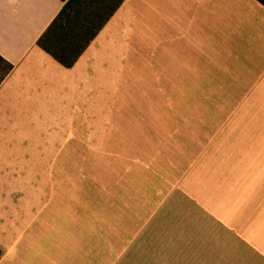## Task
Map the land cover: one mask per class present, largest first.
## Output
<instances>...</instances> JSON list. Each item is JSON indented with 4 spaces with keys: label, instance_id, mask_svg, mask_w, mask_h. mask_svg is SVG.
Instances as JSON below:
<instances>
[{
    "label": "crops",
    "instance_id": "0c3cea01",
    "mask_svg": "<svg viewBox=\"0 0 264 264\" xmlns=\"http://www.w3.org/2000/svg\"><path fill=\"white\" fill-rule=\"evenodd\" d=\"M62 7L60 0H0V55L13 65L0 85V155L67 128V116L86 104L77 105L78 94L91 100L93 71L116 72L131 53L155 80L178 82L181 99L198 107L203 99L197 112L225 115L207 143L195 141L172 189L264 264V6L125 0L70 69L36 44ZM18 206L0 209V264H96L86 219L72 229L44 208Z\"/></svg>",
    "mask_w": 264,
    "mask_h": 264
},
{
    "label": "rangeland",
    "instance_id": "374dc122",
    "mask_svg": "<svg viewBox=\"0 0 264 264\" xmlns=\"http://www.w3.org/2000/svg\"><path fill=\"white\" fill-rule=\"evenodd\" d=\"M127 57L116 72L93 71L91 100L78 94L86 104L67 128L0 155V209L24 201L72 229L86 219L96 264H261L172 189L195 141L207 143L225 115L197 112L203 99H181L178 82Z\"/></svg>",
    "mask_w": 264,
    "mask_h": 264
},
{
    "label": "trees",
    "instance_id": "16d2710c",
    "mask_svg": "<svg viewBox=\"0 0 264 264\" xmlns=\"http://www.w3.org/2000/svg\"><path fill=\"white\" fill-rule=\"evenodd\" d=\"M63 7L37 40V46L70 69L125 0H60ZM264 6V0H257ZM13 65L0 55V85ZM0 250V258H1Z\"/></svg>",
    "mask_w": 264,
    "mask_h": 264
}]
</instances>
